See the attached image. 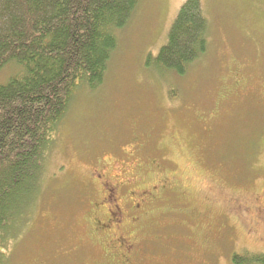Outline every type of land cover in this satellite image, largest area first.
<instances>
[{
	"label": "rangeland",
	"instance_id": "1",
	"mask_svg": "<svg viewBox=\"0 0 264 264\" xmlns=\"http://www.w3.org/2000/svg\"><path fill=\"white\" fill-rule=\"evenodd\" d=\"M183 1L139 0L115 32L102 83L75 90L8 264H110L82 200L99 196L92 169L127 162L133 138L176 183L132 230L135 264H231L233 254L264 253V208L257 214L252 202L264 195V0H200L207 48L177 75L155 59ZM17 70L3 67L0 83Z\"/></svg>",
	"mask_w": 264,
	"mask_h": 264
},
{
	"label": "trees",
	"instance_id": "2",
	"mask_svg": "<svg viewBox=\"0 0 264 264\" xmlns=\"http://www.w3.org/2000/svg\"><path fill=\"white\" fill-rule=\"evenodd\" d=\"M138 2L0 0V70L18 69L0 83V264L9 263L30 223L75 90L102 83L115 32ZM206 28L201 1L184 0L155 62L183 75L207 48ZM231 264H264V253L233 254Z\"/></svg>",
	"mask_w": 264,
	"mask_h": 264
},
{
	"label": "flooded vegetation",
	"instance_id": "3",
	"mask_svg": "<svg viewBox=\"0 0 264 264\" xmlns=\"http://www.w3.org/2000/svg\"><path fill=\"white\" fill-rule=\"evenodd\" d=\"M235 83L241 80L235 73ZM147 145L133 138L122 150L127 162L110 166L99 164L90 172L99 196L87 202L88 229L110 264H135L140 242L134 234L142 230L152 216L153 208L167 192L175 191V182L164 172L162 158L145 154ZM258 214L264 208V195L252 199ZM130 230V234H128ZM134 231V234L132 232Z\"/></svg>",
	"mask_w": 264,
	"mask_h": 264
}]
</instances>
